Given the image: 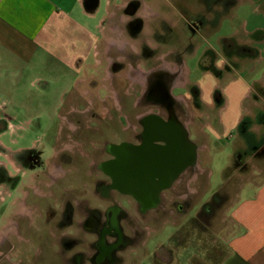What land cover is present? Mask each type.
<instances>
[{"label":"flooded vegetation","instance_id":"1","mask_svg":"<svg viewBox=\"0 0 264 264\" xmlns=\"http://www.w3.org/2000/svg\"><path fill=\"white\" fill-rule=\"evenodd\" d=\"M108 1L114 2L107 0L108 6ZM126 1L125 5L118 4L122 10L111 15L116 18L115 25L109 23L113 19L107 20L104 12L98 28L101 42L93 46L95 61L98 56L102 59L93 66L90 92L94 100L100 94H108L100 110L105 115L99 118L91 114L87 121L93 123L89 126L75 122L59 129V138L45 158L34 142L17 145L23 132L37 137L39 127L27 130L7 121V176L0 173V178L7 181V235L13 232L21 243L16 247L7 239V264H140L148 237L156 232L148 233L147 229L155 226L157 219L161 227L172 224L166 216L167 206L175 199L190 205L188 197L193 192L189 193L188 188L202 180L203 173L196 167L197 141L205 125L193 126L200 122V113L207 106H202L200 90L195 86L189 88L186 96L174 94L187 85L188 71L177 50L168 46L170 27L163 23L164 36L154 24L147 34L153 38L141 39V33H145L143 18L151 17L152 22L160 15L149 10L150 15L142 0ZM218 1L224 6L231 3ZM97 2L84 0L87 13H94ZM176 13L191 37L199 33L200 20H187L181 11ZM129 39L138 41L131 45ZM161 49L165 50L162 54ZM108 98L114 103L108 105ZM191 108L201 112L191 117ZM109 112L114 115L108 116ZM172 119L195 147L196 162L179 174L169 188L158 191L154 206L146 205L154 192L152 188L140 191H144L140 193L144 201L136 203L131 195L120 192L111 178L121 175L113 163L128 157V153L114 148L125 145L137 152L139 147L144 151L163 147L161 128ZM251 150L254 155L260 154L264 145ZM240 158L238 154L236 166ZM196 188L200 191L199 184ZM35 242V252L29 251L26 245ZM161 245L148 254L152 259Z\"/></svg>","mask_w":264,"mask_h":264},{"label":"rangeland","instance_id":"2","mask_svg":"<svg viewBox=\"0 0 264 264\" xmlns=\"http://www.w3.org/2000/svg\"><path fill=\"white\" fill-rule=\"evenodd\" d=\"M230 1L224 6L218 0H142L148 6L146 11L152 10L160 16L156 18L158 22L154 18L151 22V17L143 18L145 33L142 32L140 38L152 39L153 36L150 38L151 34H147L154 24L158 33L164 36L163 23L170 27L168 46L177 50V56L188 71L187 85L175 90L174 94L186 96L189 88L195 86L200 90L202 106L207 108H203V113L195 108L189 111L191 117L199 112L202 115L194 128L205 125L201 129L203 135L197 141L196 167L200 166L202 180L188 188L189 193L193 192L188 197L190 205H183L175 199L167 206L166 216L172 224L166 223L161 227L157 219L155 226L151 224L153 227L147 229L148 233L156 232L150 233L144 247L145 254L140 255V264H150V261L154 264L215 263L217 258L214 256L220 255L224 249L220 238L226 225L223 217L225 206L234 194L241 192V188L246 194L241 192L240 198L247 195L252 187L247 179L264 177V150L256 155L251 150L264 145V0ZM121 2L123 5L127 3L126 0ZM121 2L108 1L107 20L113 19L108 20L111 25L116 24V18L111 15L122 10L118 6ZM104 3L100 1L93 19L83 18L90 29L87 32L90 36H84L89 45H83L82 62L76 59L71 65H57L52 73L35 65L25 72L19 83L21 89L12 98L0 94V111L13 125H22L27 130L40 128L38 138L23 132L18 146L34 142L45 158L51 154L52 145L59 138V129L75 122L89 126L93 123L90 119L87 121L91 114L99 118L105 115L100 110L108 94H100L94 100L95 96L90 92L92 86L89 85L90 78L94 76L93 66L102 59L98 56V62L95 61L92 45L101 42L94 24L102 18ZM179 11L187 20L202 22L199 33L191 37L182 28L176 13ZM129 41L132 45L138 40ZM164 51L161 49L159 53ZM45 83H48L47 88ZM112 103L114 100L108 98L107 104ZM111 114L114 115L110 112L107 115ZM238 154L241 158L236 166ZM198 184L200 191L196 188ZM216 191L217 198L210 201ZM7 202V181L0 178V264H7V239L16 247L21 245L13 232L7 235ZM205 203L207 205H203ZM20 228L24 231L23 227ZM160 244L152 259L148 254ZM36 246V242L26 245L29 251L34 252Z\"/></svg>","mask_w":264,"mask_h":264},{"label":"crops","instance_id":"3","mask_svg":"<svg viewBox=\"0 0 264 264\" xmlns=\"http://www.w3.org/2000/svg\"><path fill=\"white\" fill-rule=\"evenodd\" d=\"M98 1L94 13L89 14L84 0H0V94L12 98L21 89L19 83L25 72L35 65L52 73L57 65H71L76 59L82 62L83 45L89 43L84 36H90L83 18L93 19L100 6ZM104 1L102 18L94 24L96 30L107 12V0ZM2 113L0 173L7 176L5 141L9 118ZM246 181L252 185L247 195L240 198L244 192L241 188L242 193L234 194L223 210L226 225L220 239L224 249L214 256L217 260L213 264H264V177ZM135 201L141 204L144 199ZM150 202L148 199L146 205Z\"/></svg>","mask_w":264,"mask_h":264},{"label":"water","instance_id":"4","mask_svg":"<svg viewBox=\"0 0 264 264\" xmlns=\"http://www.w3.org/2000/svg\"><path fill=\"white\" fill-rule=\"evenodd\" d=\"M161 130L163 133L161 141L165 146L158 149L149 148L148 151H144L139 147L136 152L135 149L131 150L132 147L125 145L114 148L128 153V157L113 163L121 175L111 177L112 180L120 192L131 195L137 201L144 196L140 195L144 191H140L154 189L149 199L151 201L149 207L156 204L158 191L169 188L179 174L195 164L197 156L196 149L186 132L174 119L169 120Z\"/></svg>","mask_w":264,"mask_h":264},{"label":"trees","instance_id":"5","mask_svg":"<svg viewBox=\"0 0 264 264\" xmlns=\"http://www.w3.org/2000/svg\"><path fill=\"white\" fill-rule=\"evenodd\" d=\"M217 194H218V193H215L213 196H211V198H210L211 200H210V201L214 200L215 197L217 198ZM210 201H209V202H210ZM203 205H207V204L205 203V204H203Z\"/></svg>","mask_w":264,"mask_h":264}]
</instances>
